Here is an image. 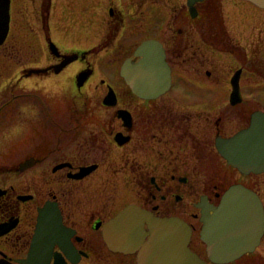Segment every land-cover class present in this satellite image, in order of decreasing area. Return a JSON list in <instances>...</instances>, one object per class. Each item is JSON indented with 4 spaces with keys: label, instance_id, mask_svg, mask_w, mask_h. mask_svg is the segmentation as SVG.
I'll return each instance as SVG.
<instances>
[{
    "label": "flooded vegetation",
    "instance_id": "af4514ba",
    "mask_svg": "<svg viewBox=\"0 0 264 264\" xmlns=\"http://www.w3.org/2000/svg\"><path fill=\"white\" fill-rule=\"evenodd\" d=\"M59 1L65 11L83 14L77 1ZM115 1L104 0L103 16L99 18L106 35L99 42L110 48L117 42L120 28H124L122 11ZM53 3L0 0V33L4 32L0 42V264H34L35 258L36 264H123L122 260L136 264L138 251L111 249L104 240L103 226L107 229L111 219L131 203L158 217L172 216L171 208L186 213L185 198L194 190L198 196L191 205L197 212L191 217L196 222L175 216L190 228V249L205 264H219L207 258L199 203L205 201L215 207L230 185L242 184L260 198L264 211V170L242 173L216 148L220 137L232 136L248 126L253 111L264 112L252 109L250 101L242 96V64L227 70L214 58L215 53L209 52V48L225 51L226 59L238 56L245 60L249 56L245 45L231 37L221 0H206L201 9L196 5L195 17L181 11L185 20L188 13L192 21L199 22L191 32L197 31L201 39L192 45H199L205 54L202 58L186 42L190 30L179 21L176 27L170 23L162 30L167 34L175 29L172 37L168 33V38H140V42L155 39L164 49L170 83L163 84L161 91L139 96L120 75L126 58L131 63L138 61L134 50L140 42L119 50L120 66H106L107 78H99V85H94L95 95L105 88L99 96L105 109L101 108L104 112L97 116H91L90 108L78 96L84 91L76 86V76L65 74L69 62L55 69L69 54L61 47L70 49L68 30L74 28L75 19H59ZM150 20L155 21V16ZM176 34L181 36L176 38ZM75 53L82 62L75 75L86 71L85 85L96 69L79 48L70 54ZM216 67L228 85V95L225 93L220 107L215 92L220 76ZM259 77L264 82V77ZM234 78L238 79L239 94L231 102ZM154 80L160 86L158 78ZM58 85L64 90V123L54 121L57 118L49 106L50 99L41 94L52 92ZM109 86L114 91V106L103 102ZM75 89L80 94H75ZM122 92L130 98L129 103ZM104 114L109 121L103 122ZM227 123L240 126L227 132ZM204 164L208 172L203 170ZM36 233L40 236L35 241L42 244L32 251ZM193 233L199 237L198 250L191 246ZM263 237L264 222L259 242L237 259L249 255L264 260V252L258 250ZM131 256L133 259H126Z\"/></svg>",
    "mask_w": 264,
    "mask_h": 264
},
{
    "label": "water",
    "instance_id": "95a60500",
    "mask_svg": "<svg viewBox=\"0 0 264 264\" xmlns=\"http://www.w3.org/2000/svg\"><path fill=\"white\" fill-rule=\"evenodd\" d=\"M195 1L199 0H187L192 17L197 12L193 6ZM247 1L264 8V0ZM2 39L3 35L0 34V41ZM134 55L139 56L138 61L131 63L130 58H126L120 70L130 87L143 96L151 95L150 91L164 89L163 84L170 79V70L160 42L155 39L143 40L135 48ZM66 57L58 68L76 59L78 55ZM84 73L86 80L88 73ZM155 78L160 81V86L158 81H153ZM237 81V78L232 79V90L236 97L239 94ZM216 148L229 164L242 173L264 170V112L253 111L248 126L232 136L220 137L216 141ZM199 205L202 206L201 238L206 243L207 258L210 261L219 264L234 261L244 252L253 250L259 242L264 222L263 206L260 198L242 184L230 185L215 207L205 201ZM133 211L134 218L129 223L131 215H127ZM39 221L43 223L41 218ZM120 223L123 225L118 227ZM103 233L111 249L137 250V264H205L190 249V228L177 216H153L149 211L135 209L133 204H128L111 219L107 229L106 225L103 226ZM37 236L40 234L36 233L33 238L32 251H36L42 244L38 239L35 241ZM36 259H32L34 264Z\"/></svg>",
    "mask_w": 264,
    "mask_h": 264
},
{
    "label": "rangeland",
    "instance_id": "374dc122",
    "mask_svg": "<svg viewBox=\"0 0 264 264\" xmlns=\"http://www.w3.org/2000/svg\"><path fill=\"white\" fill-rule=\"evenodd\" d=\"M74 1H77L80 4L81 7L79 6V9L80 11H83L82 15L78 12L71 14L68 11H65L63 4L59 0H54L53 11L58 14L57 16H59V19L65 16L66 18L71 16L75 19L74 28L68 30L70 34L67 40V44L70 49L66 50V48L61 47L63 52H68L69 54H67V56L71 57L74 54L70 53L75 52L76 49L79 48L81 53L86 56V59L93 61H91V63L96 69L95 74L91 77L90 81H87L85 86L81 87V91H84L83 94H80V91H78L77 89L74 90L75 94H78L79 92L80 95L78 96H81V100L84 101L85 106L90 108V112L92 113L91 116H95V114L96 116L101 115L104 112L101 108L105 109V105L101 104V98L99 97L105 91V88L102 89L101 87V92L98 93L99 95H95L94 93L96 92L94 91V85H99V78H107L105 74L106 66H120L119 64H121L122 54L119 53V50L123 49V47H126V44L130 45V43H134L137 41L140 42V38L145 35H161L164 38H168V35H170L168 33H171L172 37L173 33L176 31L175 29H171V32H166L167 34L163 33L162 30L164 29V27H167V25H170V23L171 26L175 24L176 27V24H178L179 21L182 22V26L187 27L190 30L188 35L189 40L186 42L190 43L191 48L196 49V51L200 53L201 58L205 55L202 50L198 48L199 45H192V42L199 43L198 40L201 39L197 31L191 32L192 28L195 27V23L196 25L199 23L198 20L195 21V19H193L192 21L188 13L185 14L186 20L185 17H181V11H183L184 13L185 10L188 11L185 4L186 0H116L115 3L118 4V8H120V10L122 11L124 28H120L118 32L119 37L116 40L117 42H115L111 48L110 46H106L105 43L99 42L100 39L102 40V38L106 36L104 35V29L101 30L100 27L101 19L99 20V18H102L103 16L104 0ZM204 3H206V0H199L197 1L196 5L197 7H199V9H201V4ZM221 3L223 19L225 20L226 26L230 31L231 37H234L235 41L239 42L242 46L245 45L248 50L249 56L247 57V59L244 58L245 60L238 59V56H235V58H233V56L226 59V57L228 56L227 52L225 51H217L209 48V52L211 53V55L215 53L214 58L219 62V65H222L223 67L226 66L227 70H233L239 65V63L242 64V66L245 68L243 72L244 76L241 78L242 96L244 99H248L250 101L252 109L261 108L264 110V82L259 77H264V8L257 7L256 5L246 0H221ZM151 16H155L156 20L152 22L150 20ZM59 21L61 22V25H63V21ZM150 21L151 23L147 24ZM150 26L152 27V29L149 28ZM134 29H136L137 31ZM62 31V29L59 30V32ZM180 36L181 34H176L174 37L178 38ZM170 43L171 41H169L168 44ZM104 47H108V50H106ZM171 49L173 48L171 47ZM234 52H236V50H234ZM41 55L45 57L43 53H41ZM207 55L210 57L209 53H207ZM81 64V59H78V57L71 60L66 66L67 73L65 74L69 73L71 77H75L76 71L79 69ZM213 66H216V64L213 63ZM213 66L211 67L212 71ZM214 70H216V73L220 75L218 76L219 85L215 86V92L218 99L217 105H219L220 107V105H222L223 103V99H225L226 97L225 93L226 95H228V85H226L225 77L222 76V74L218 71L219 67L214 68ZM221 72L223 73V71ZM59 76L62 77V75ZM63 91L64 90H62L61 85H58L55 87V89H53L52 92H50V90L41 92L45 99H50L51 104H49V106L52 107L53 112H55L56 114L55 116L57 119H54V121H57L58 123H64L67 120V118L64 119L63 117V108L66 104L65 98L63 96ZM122 94L125 102L129 103L131 101L130 98L128 96H125L124 92H122ZM75 98V104L79 105V98ZM102 118L103 122L109 121V118H106V114H104ZM232 124L233 123L226 124L225 130L227 132L240 126V124H236L233 126ZM204 163L211 164L213 162L204 161ZM206 164H204L203 170H206L208 172ZM197 190H199L200 192L199 187ZM195 192L196 190L192 191L191 193L187 194V197L185 198V205L187 206L186 213L171 208V215H178L188 222L192 221L195 223L196 219L191 217L192 213L197 212V209H195L191 205V202L198 196V194L195 195ZM262 197L264 200V187ZM198 238V234L193 233L191 246L196 250L201 247L200 242H198ZM258 250L264 252V237ZM129 258L133 259L132 256L127 257L126 259ZM122 262H124L123 264L126 263L125 260H122ZM133 264H135V262H133ZM232 264H264V260H261L258 257L246 255L243 258L237 259Z\"/></svg>",
    "mask_w": 264,
    "mask_h": 264
},
{
    "label": "bare ground",
    "instance_id": "6f19581e",
    "mask_svg": "<svg viewBox=\"0 0 264 264\" xmlns=\"http://www.w3.org/2000/svg\"><path fill=\"white\" fill-rule=\"evenodd\" d=\"M196 3H197V1H195L194 3H193V6L195 7V9H196ZM186 7H187V10H188V13H190V10H189V5L187 4V0H186ZM252 4H254V3H252ZM197 11V10H196ZM197 14V13H196ZM196 16V15H195ZM194 16V17H195ZM0 34H2V35H4V32L3 33H0ZM2 41V40H1ZM0 41V42H1ZM135 57H138L139 58V56H136V55H134ZM65 60H66V58H65ZM58 66H59V64H56L55 65V69H56V71H58V70H60L61 68H62V66L60 67V68H58ZM120 75L122 76V74H121V72H120ZM76 76V86L77 87H80V86H83L84 85V82H85V73H84V71H81L80 73H78L77 75H75ZM87 77V76H86ZM123 77V76H122ZM124 78V77H123ZM124 80H125V78H124ZM126 81V80H125ZM126 83H127V81H126ZM127 85L130 87V85L127 83ZM85 86V85H84ZM130 89L134 92V93H136L137 95H139L140 96V92L138 93V92H135L131 87H130ZM233 97H234V92H233V90H232V95H231V102H233ZM111 98H112V100L113 101H111ZM103 102L105 103V104H107V105H112V106H114L115 105V103H116V100H115V95H114V91H113V88L111 87V86H109L108 87V90H107V94L104 96V98H103ZM123 114V113H122ZM131 204H133L134 205V208L135 209H141V210H146V211H149V210H147V209H145V208H143V207H141V206H139V205H137V204H134V203H131ZM137 207V208H136ZM150 212V211H149ZM140 214H142V212H140ZM139 214V215H140ZM131 215V218H129V223L132 221V218H134V211L133 212H130L127 216L129 217ZM122 223V222H121ZM120 223V225H118V227H120V226H122L123 224H121ZM74 261H77V259H74Z\"/></svg>",
    "mask_w": 264,
    "mask_h": 264
}]
</instances>
